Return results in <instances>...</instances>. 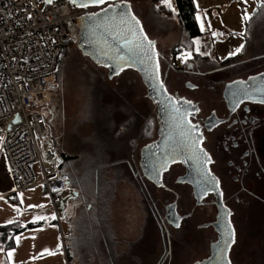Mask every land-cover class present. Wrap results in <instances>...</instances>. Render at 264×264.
<instances>
[{"label":"flooded vegetation","instance_id":"1","mask_svg":"<svg viewBox=\"0 0 264 264\" xmlns=\"http://www.w3.org/2000/svg\"><path fill=\"white\" fill-rule=\"evenodd\" d=\"M87 8L84 15L89 21L88 30L84 32L83 27L80 28L75 45L95 65L107 69L110 76L120 75L126 69L137 70L142 76L144 98L149 106L148 110L135 111L134 115H140L134 127H126L125 122L133 111L126 112L125 120L115 126L114 135H121L117 144L123 145L124 134L144 133L146 136L128 152L133 153V158L138 157L128 158V162L139 167L140 177L158 184L168 194L172 191L168 182L172 181L173 170L177 183L190 188L197 203L216 207L214 220L199 227L210 229L213 236L208 238L211 249L207 258L197 264H227L217 256L221 246L232 245L229 244L230 229L235 233L234 200L229 192L235 195L242 191L236 182H245L253 167L259 168L255 174L264 181V64L238 71L237 65H220L217 60L192 57L191 61L179 65L177 60L174 63L179 59L178 45L174 43L164 48L158 37L150 35L130 0H122L119 5L106 2ZM133 16L139 25L132 20ZM161 21L167 23L164 26L168 25L167 21ZM129 27L137 30L136 36L128 32ZM141 28L149 40L155 41L151 59L146 50L136 47ZM166 50L167 55H164ZM139 58L150 67L145 69L137 64ZM249 60L243 66L252 62ZM162 63L167 67L164 73ZM229 70L225 77L217 76ZM170 72L175 74L174 85ZM199 91L213 94L210 99L217 102L207 100L204 105L196 95ZM103 118L109 125L101 126V131H110L114 116L110 112ZM190 125L196 126L195 132ZM200 137V143L194 144ZM143 141L146 143L142 147ZM225 180L229 181V187H225ZM164 201L163 208L155 212V221L160 233L165 235L174 208ZM174 213L182 226L191 215L190 212ZM184 241L191 244L193 240ZM171 243L170 238L168 245Z\"/></svg>","mask_w":264,"mask_h":264},{"label":"rangeland","instance_id":"2","mask_svg":"<svg viewBox=\"0 0 264 264\" xmlns=\"http://www.w3.org/2000/svg\"><path fill=\"white\" fill-rule=\"evenodd\" d=\"M130 1L135 12L139 14L138 17L144 23L145 30L150 35L158 37L164 48H168L174 43L178 45L177 50L180 49L178 52L179 59L176 58L174 63L177 60L179 65H183L187 61H191L192 57L201 58V56H205L202 54L196 55L186 45H183L186 36L180 30L177 16L169 19L157 15L154 12L152 0ZM171 1L174 5L176 4L175 0ZM145 14H147L146 17H144ZM161 19L167 21L169 26H164L167 23L161 21ZM201 22L200 20V24ZM158 26L161 27L162 32L157 31L160 30ZM175 33L176 37L172 36ZM166 34L168 35L166 36ZM247 36V40L243 36L244 40L247 41L244 58L247 57L246 60L250 59L249 61L252 62L237 67L238 71L254 65L264 64V7L260 9L257 17L248 25ZM208 44L210 45L209 41ZM189 52L191 55L184 62L185 60L182 57ZM163 54L167 55V50L163 51ZM68 55L67 67L69 74L63 83V88L59 91L58 83V91L54 94L53 104L39 107L37 111L45 114L48 110L53 111L50 123L54 126L55 134L56 129L58 130L56 136L59 138L58 141L61 143L63 150L73 156L76 165L83 169L88 159L91 162L95 159L92 169L107 157L104 146L101 151L98 148L103 140L101 138L97 139V135L99 133H109L110 136H113L115 126H120L119 123L125 120L126 112L133 111L136 113L135 111L148 110L149 106L144 98L145 89L141 82L142 76L137 70L126 69L120 75L110 76L107 69L95 65L78 49L75 43L70 46ZM209 59L215 60L213 56H210ZM136 61L145 69L150 67L143 58ZM243 63L241 62V64ZM166 68V65L162 63V73L166 72ZM229 73L230 70L217 76L225 77ZM174 75L173 72H170L173 85ZM196 95L204 101V105H207L205 103L207 100L217 102V99H210L214 96L213 94L205 93V91H199ZM110 112L114 116L112 129L110 131L108 129L104 130L108 132L105 133L103 130L101 131L100 127L109 125V122L105 121L103 117ZM46 125L49 132L47 120ZM49 139L51 140L50 135ZM114 141L117 142V140ZM145 143L143 141L141 146L143 147ZM132 154L128 155L130 160L138 159L137 155L133 158ZM5 162V154L2 150L0 152V164ZM123 169L127 168L124 167ZM255 171H259V168L253 167L245 182H236L237 188L242 189V191L235 195L232 194V191L229 192L233 197L234 203L232 205L235 209V214L232 216L235 227V240L228 247L226 253L227 261H230V264H264V181L256 176ZM115 172L114 167H111L107 172V174L110 173V179L114 178L113 174ZM123 178L126 179L127 177L123 176ZM170 178L172 181L168 182V186L172 187L171 192L166 194L165 190L160 188L158 184L153 190L157 196V203L163 206L164 200L167 199L168 205L174 208L173 215L170 216L171 220L168 219L169 230L166 227V234L160 233L155 217L147 208L148 201L146 205L143 203V197L138 193L139 184H134L132 181H121L117 187H114L116 191H113V197L106 201L105 210L106 225L112 228L114 234L111 242L115 248V251L111 250L113 258L109 257L104 251L107 247L106 242H103L102 253L100 254L96 250V256L91 258L90 264H111L112 260L115 261V263L112 262L113 264H197L207 258L206 255L211 249L208 238L213 236V232L210 229H199V227L204 223L213 221L217 209L213 204L202 206L203 204L197 203L193 198L191 189L177 183L175 171L172 170ZM223 183L225 187L230 185L229 181L226 180ZM72 190L73 186L70 183L65 197ZM65 200V207L60 208V219L64 227L63 234L67 260L68 264H78L76 255L73 254V258L70 257L69 230L65 218L72 212V203H69V198ZM174 212L181 214L190 212L191 215L182 226L180 225L181 221L177 219ZM177 224H179V227L176 226ZM170 238L172 240L171 246L168 245ZM187 238H192L191 244L184 241Z\"/></svg>","mask_w":264,"mask_h":264},{"label":"built area","instance_id":"3","mask_svg":"<svg viewBox=\"0 0 264 264\" xmlns=\"http://www.w3.org/2000/svg\"><path fill=\"white\" fill-rule=\"evenodd\" d=\"M88 10L69 0L48 6L44 0H0V148L15 184L11 193L42 186L60 223L69 177L60 170V155L37 109L58 91L64 48L76 42L77 19ZM15 114L20 122L12 121ZM61 238L66 253L63 233Z\"/></svg>","mask_w":264,"mask_h":264},{"label":"trees","instance_id":"4","mask_svg":"<svg viewBox=\"0 0 264 264\" xmlns=\"http://www.w3.org/2000/svg\"><path fill=\"white\" fill-rule=\"evenodd\" d=\"M169 2L171 3L172 8H174L175 11H172V8H169L164 2H152L154 4V12L159 16L167 17L169 19L177 16L180 24V30L183 31L186 36V39H184L183 41V45H186L190 51H193L195 48L194 39L201 34L199 20L196 19L199 10L197 9L195 0H175V5L171 0H169ZM74 8L76 7L74 6ZM261 8L262 5L259 6L257 10H255L254 14L248 20L246 24L247 31L248 25L254 18L257 17ZM78 19H80V24L78 25L79 33L80 28L82 27L84 29V32L87 31L89 24L88 18L85 17L84 14H81ZM245 38L247 40L248 36H246ZM74 43H70L65 46L63 55L60 60L59 69L57 71L59 91H61V89L63 88V83L68 78L69 71L67 67V59L69 56V48ZM245 48L242 52L221 60L220 65H237L238 67L242 66L243 64H241V62H246L245 60H242L246 55ZM200 59L211 61V59H209L207 55L201 56ZM54 100L55 96L46 105L51 106ZM41 113L47 120L51 141L60 155V170L63 174L69 177L68 188L70 183L73 186L72 192H70L65 197V199H70L69 203H72V212L68 217L65 218L67 229L69 230L70 257L73 258V256L76 255L78 264H90L91 258L93 256H96V250L101 254L103 242H106L107 248H105L104 251L108 254L109 257L111 256L113 258L111 252L115 251V248L112 246L111 242L114 234L112 228L106 225L105 210L106 201L108 199H111L113 197V191H116L114 190V187H117L121 181H132V183L134 184L138 183V193L142 195L143 203L145 205L148 201L147 208L150 210L153 216L155 217V215L157 214L155 212H159L160 209L163 208L160 203L156 202L157 196L153 192L157 184L148 181L144 177L141 178L139 175L141 173L138 172L139 167L134 165L131 166L128 162V152L136 146L139 139H142L146 135L141 132L124 134V138L122 139L124 143L122 146H119L117 144L118 141L115 142L114 140H118L121 135L110 136L109 134L99 133L97 135L98 137L96 138H101L103 141L98 145V148L101 151L103 150L104 146L107 152V157L102 160L100 164L95 165L92 169L91 167L95 162V159L92 162L88 159V162L85 163L83 169L82 167L76 165L74 157L67 154L63 150L61 143L58 141L59 138H57L56 136V134L58 135V130L56 129L55 134L54 126L50 123V118L53 111L48 110L46 114L44 112ZM139 115L140 114L134 115V112H130L129 117L125 122L126 127L136 126V118ZM121 164H123L124 166ZM111 167H114L116 169L115 174H113V179L109 178L110 173L107 174ZM124 167H126L127 169H123ZM90 173H92V175H90ZM165 174H168V172H166ZM123 176L127 178L125 179L123 178ZM43 223L44 221L31 224L13 222L7 225L0 226V249L7 251L13 248L15 246V237L17 234L25 231L30 227L42 225ZM228 247L229 246H226L225 244L221 248V252H224L223 250L225 248L228 249ZM226 253H223V257H217L228 262L227 258H225ZM112 262L115 263L114 260L111 261V264H113Z\"/></svg>","mask_w":264,"mask_h":264},{"label":"crops","instance_id":"5","mask_svg":"<svg viewBox=\"0 0 264 264\" xmlns=\"http://www.w3.org/2000/svg\"><path fill=\"white\" fill-rule=\"evenodd\" d=\"M195 3L196 6H199L197 9L205 27L201 34L194 39L195 48L191 52L208 57L213 56L217 61L231 57L229 52L242 44L244 45L243 49L246 47V40L243 36L248 35L246 28L248 20H244L243 16L247 13L251 17L259 6L264 7V0H246V2L245 0H195ZM213 31L217 33L215 37L212 35ZM240 33H244V35H240ZM246 59L247 57L242 60ZM14 185L7 162L1 163L0 226L10 224L8 221L23 224L35 223L33 219L37 215H42L47 219L36 221H44V223L17 234L16 237H20V240L17 243L15 237L13 248L7 251L0 249V264H68V256L64 252L61 238L64 228L62 222L60 223L57 218H52L54 213L46 190L37 185L17 194H12ZM21 193L23 194L22 197L19 195ZM65 203L66 200H64L61 208L65 207ZM29 205H44V207L29 208ZM16 208L20 211L17 212ZM57 245H60V250L56 251L55 255L46 254L39 257L44 249L56 250ZM9 251L13 253L11 257L8 256Z\"/></svg>","mask_w":264,"mask_h":264},{"label":"snow or ice","instance_id":"6","mask_svg":"<svg viewBox=\"0 0 264 264\" xmlns=\"http://www.w3.org/2000/svg\"><path fill=\"white\" fill-rule=\"evenodd\" d=\"M71 3L73 4H76L77 6L79 7H88L89 5H102V4H105L107 2V0H82L81 3L77 4V0H70ZM164 3L167 4V6L169 8H172V5L171 3L169 2V0H163ZM246 2V0H245ZM45 3H48V4H51L53 3V0H45ZM197 7H199L197 5ZM172 11H175L174 8H172ZM96 15V14H94ZM29 19L31 18V16L29 15L28 17ZM196 19L197 20H201V16L198 12L197 16H196ZM243 19L244 20H249L250 17L247 13H245V15L243 16ZM132 20L135 21V24L136 25H139V21L136 20V18L133 16L132 17ZM209 27H211V25L209 24ZM204 28V25H203V22H201V30H203ZM128 32L133 35V36H136L137 34V30L135 28H132V27H129L128 28ZM212 35L213 37H215L217 35V33L215 31L212 32ZM240 35H244V33H240ZM136 47L141 49V50H146V53L149 55V58L151 59L152 56L151 54L154 52V48H155V41H152V40H149L148 37L143 33V30L142 28L139 29V38L137 39L136 41ZM244 45H240L239 47H237L236 49H234L233 51L229 52V56H232V55H236L237 53H239L242 49H243ZM197 51H199V49L197 48ZM191 55V53H187L185 56L182 57V59L185 60L186 62V59ZM190 103V102H189ZM178 111V109H177ZM190 127L192 128L193 132H195V127L194 125H190ZM2 137H0V141H2ZM200 140H202V137H200L199 139H197L196 141H194V144H199L200 143ZM64 179L67 181V177H64ZM21 197L23 196V194H19ZM23 201L21 200V203ZM29 208H43L44 205H29L28 206ZM16 211L19 212L20 210L18 208H16ZM53 219L55 218V216L53 215L52 217ZM44 219H47L46 217L42 216V215H37L34 217L33 219V222H36V221H39V220H44ZM8 223H13V221H8ZM177 227H179V224L176 225ZM34 238V237H33ZM19 240H20V237H16V241L17 243H19ZM234 240H235V233H234V229H230L229 231V244L230 243H234ZM60 250V245H57V249L56 250H49V249H44L40 254H39V257H42L44 255H55L56 254V251H59ZM225 253L227 251V248H225L223 250ZM12 251H9L8 252V256L11 257L12 256ZM34 258H37V257H34ZM226 258V257H225ZM228 264H230V261L228 262Z\"/></svg>","mask_w":264,"mask_h":264},{"label":"water","instance_id":"7","mask_svg":"<svg viewBox=\"0 0 264 264\" xmlns=\"http://www.w3.org/2000/svg\"><path fill=\"white\" fill-rule=\"evenodd\" d=\"M45 1V0H44ZM70 1V0H69ZM122 0H107V2H110V3H113V4H115V5H119L120 4V2H121ZM53 2H54V0H53ZM82 2V0H77V4H79V3H81ZM47 5H51V4H48V3H46ZM73 6H75V7H78L79 8V6H77L76 4H73V3H71ZM111 16V15H110ZM77 22H78V25L80 24V19H77ZM14 123H17V122H20L21 121V117H20V115L19 114H15V116H14V118H13V120H12ZM223 246H221L220 248H219V256L221 255L222 257H223V253L224 252H221V248H222ZM222 253V254H221ZM218 259H219V257H218ZM223 260V259H222Z\"/></svg>","mask_w":264,"mask_h":264}]
</instances>
